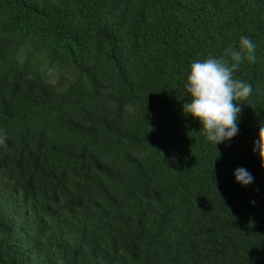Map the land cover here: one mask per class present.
Segmentation results:
<instances>
[{"label": "trees", "instance_id": "trees-1", "mask_svg": "<svg viewBox=\"0 0 264 264\" xmlns=\"http://www.w3.org/2000/svg\"><path fill=\"white\" fill-rule=\"evenodd\" d=\"M244 35L215 147L184 81ZM262 124L264 0H0V264H264Z\"/></svg>", "mask_w": 264, "mask_h": 264}, {"label": "clouds", "instance_id": "clouds-1", "mask_svg": "<svg viewBox=\"0 0 264 264\" xmlns=\"http://www.w3.org/2000/svg\"><path fill=\"white\" fill-rule=\"evenodd\" d=\"M257 43L249 36L240 37L238 48L227 50L229 58L208 56L193 61L184 81L190 97L183 105V112L198 120L206 140L215 145L230 140L239 131L238 113L241 103L253 92V85L234 77L244 61L257 59ZM5 137L0 135V143ZM217 149V148H216ZM253 152H258L264 168V124L260 126L258 138L253 142ZM235 182L241 186L252 183L254 177L245 167L234 170Z\"/></svg>", "mask_w": 264, "mask_h": 264}]
</instances>
